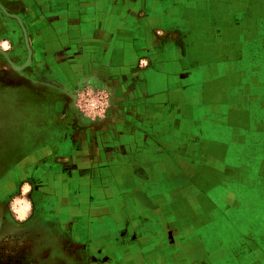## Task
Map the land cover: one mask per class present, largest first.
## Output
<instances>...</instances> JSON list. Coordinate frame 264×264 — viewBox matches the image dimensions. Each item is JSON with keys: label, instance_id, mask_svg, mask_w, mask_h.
Segmentation results:
<instances>
[{"label": "rangeland", "instance_id": "1", "mask_svg": "<svg viewBox=\"0 0 264 264\" xmlns=\"http://www.w3.org/2000/svg\"><path fill=\"white\" fill-rule=\"evenodd\" d=\"M0 5L22 23L0 9V264H127L113 241L109 243L105 234L97 235L95 231L103 227L121 228L124 221L128 222L122 209L130 206L135 201L132 197L139 194L135 188L122 185L138 172L124 169L122 163L129 156L122 153L136 150L139 144L147 146L148 140L142 139L141 134L138 138L132 118L127 121L132 108L126 103H131L130 93L135 91L139 76L146 82H159L162 87L163 75L155 74L151 70L154 63L147 59L136 58L128 64L119 56L85 58L89 48L103 49L105 55L107 45L111 44L75 42L80 28L70 23L72 17L69 24L63 20V10L59 8L62 4L57 0H1ZM224 5L232 7L233 0ZM47 6L51 8L50 14L48 9L42 10ZM187 13L182 10L179 18L187 19ZM189 18L193 21L191 12ZM47 20H62L66 24H56L55 33L50 35L52 42L45 41L49 38L48 29L42 24ZM105 31L98 27V38H104ZM28 59L30 63L25 65ZM122 68L129 70V74L116 73ZM259 79V75L252 80L247 77L241 83L254 84ZM257 93L243 92L242 98L253 99L255 104L261 92L258 96ZM263 98L264 95L259 101L264 104ZM258 108L235 111L231 117L229 109L225 110L226 118L240 115L243 119L247 126L244 139L252 136L248 131L252 124L244 119L253 117L262 120L257 127L253 124V129L264 140V108ZM143 110L154 117L166 108L146 103ZM203 112L199 109L194 117ZM151 125L146 124V130ZM169 125H164L167 129L162 133L180 145L188 143L182 134L197 132L187 123H177L178 128L169 132ZM202 126L205 138L209 131L205 122ZM150 129L160 136L158 128ZM198 141L196 137L194 144ZM122 143L129 149H122ZM251 146L250 139L241 146V159L247 157ZM263 146L259 145L264 149ZM237 157L233 151L225 155L226 162H234ZM184 158L189 160L190 155L184 154ZM256 159L260 161L262 157ZM256 159L250 169L256 176H264L263 161L255 164ZM225 173L227 180L233 179L232 171ZM211 174H200V182L212 180ZM242 178L250 182L248 175ZM173 179L174 189L181 183L188 184L187 180L192 182L185 172H174ZM161 181L162 191L172 189L168 185L164 188L170 181ZM254 194L238 197L243 206L236 213L230 206L224 209V226L213 219L215 227L227 228L225 264H233L232 257L237 264H264V217L259 219L255 215L259 209L264 210V184L259 188V196L253 197ZM190 195L181 194L176 200L181 202ZM227 196L228 203L233 205L236 198L232 193Z\"/></svg>", "mask_w": 264, "mask_h": 264}, {"label": "crops", "instance_id": "2", "mask_svg": "<svg viewBox=\"0 0 264 264\" xmlns=\"http://www.w3.org/2000/svg\"><path fill=\"white\" fill-rule=\"evenodd\" d=\"M57 1L62 4L59 8L63 10V20L65 18L69 24L72 17L70 23L80 28L79 40L75 38V42L112 45H107L105 55L103 49L89 48L85 58L119 56L128 64L136 58L147 59L154 63L151 70L163 75L162 87L159 82H146L139 76L135 91L130 93L131 103H126L132 108L127 121L131 122L132 118L138 138L141 134L142 139L148 140L147 146L139 144L136 150L122 153L129 156L122 163L124 169L138 172L122 185L135 188L139 194L132 197L135 201L130 206L122 209V216L127 217L128 222L124 221L121 228L103 227L95 233L105 234L109 243L113 241L127 264H225L227 228H218L212 223L224 226V209L230 206L236 213L243 206L240 196L255 193L258 197L259 188L264 184V176H256L250 169L254 168L252 160L256 158L262 157L260 161L264 165V149L259 147L264 140L253 129V124L257 127L261 118L244 119L252 124L248 130L252 136L244 139L247 126L241 116L226 118L225 111L228 108L231 117L235 111L255 106L258 110L264 108L260 102L264 95V75L261 77L264 74V0H233L232 7L223 6L227 0ZM47 9L50 14L49 6L42 8ZM184 9L188 18L180 19ZM190 12L193 21L189 18ZM45 22L42 26H47L49 35L46 42L54 41L50 38L55 33L54 27L66 26L62 20ZM98 27L105 28L104 38L102 35L98 38ZM116 73L129 74V70L122 68ZM257 75L260 79L254 84L241 83V79L252 80ZM253 91L258 92L257 96L261 92L255 104H252L253 99L242 98L243 92ZM146 103L166 110L150 116L143 110ZM199 109L204 112L195 118ZM204 122L211 133L205 138ZM167 123H171L169 132L178 128L177 123L190 124L197 132L182 134L188 143L180 145L162 133ZM146 124H152L148 130ZM150 128H158L160 136L149 131ZM238 135L242 139L236 138ZM196 137L200 142L194 144ZM248 139L252 146L247 157L241 159V146ZM201 143L203 146L199 145ZM208 145H212L211 148H203ZM120 147L129 149L125 143ZM231 151L237 154L238 160L226 162L225 155ZM184 154H189L190 159L186 160ZM175 155L178 157L173 160ZM227 170L234 173L233 179L225 178ZM210 171L212 180L201 183L200 174ZM174 172H185L192 182L187 180L188 184L181 183L174 189ZM245 175L251 183L242 178ZM162 179L172 183H165L164 188L168 185L172 189L162 191ZM187 193L191 195L183 201L176 200ZM231 193L236 198L233 205L227 201V194ZM256 212L259 219L264 217L263 209ZM232 259V263L237 264Z\"/></svg>", "mask_w": 264, "mask_h": 264}, {"label": "water", "instance_id": "3", "mask_svg": "<svg viewBox=\"0 0 264 264\" xmlns=\"http://www.w3.org/2000/svg\"><path fill=\"white\" fill-rule=\"evenodd\" d=\"M0 9L2 10V12L6 15V16H11V15H9L8 13H6V11L4 10V8L0 5ZM11 17H14V18H16L17 19V21H18V18L16 17V16H11ZM19 22V21H18ZM23 30V29H22ZM24 32V31H23Z\"/></svg>", "mask_w": 264, "mask_h": 264}, {"label": "bare ground", "instance_id": "4", "mask_svg": "<svg viewBox=\"0 0 264 264\" xmlns=\"http://www.w3.org/2000/svg\"><path fill=\"white\" fill-rule=\"evenodd\" d=\"M17 18H18L19 23L22 25L20 18H19V17H17ZM29 63H30V59H28V60L26 61L25 65H28ZM25 65H24V66H25Z\"/></svg>", "mask_w": 264, "mask_h": 264}]
</instances>
